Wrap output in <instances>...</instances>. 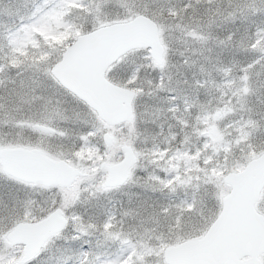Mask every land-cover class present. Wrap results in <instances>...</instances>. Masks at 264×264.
<instances>
[{"label": "rangeland", "instance_id": "rangeland-1", "mask_svg": "<svg viewBox=\"0 0 264 264\" xmlns=\"http://www.w3.org/2000/svg\"><path fill=\"white\" fill-rule=\"evenodd\" d=\"M45 3L52 6L47 8L49 4ZM169 4V0H0V148L38 147L47 155L64 159L83 171L68 187L45 186L10 176L0 163V176L6 177L4 181L0 179V264H12L18 260L23 248L22 244L9 245L4 234L18 221L37 220L57 206L63 208L69 224L51 236L27 264H49L52 259L49 254L61 251L58 248L61 241L78 236L85 241L89 236L92 245L103 250L115 241L121 252L127 249L119 261L106 258V264H145L150 257L167 264L163 259L165 245H159L160 241L151 233L152 222H156L153 210L161 205L152 204V193L164 190L171 194L172 191L182 193L186 190L191 196L184 202L188 212L184 215L185 228L175 232L172 242L202 233L219 212L221 198L230 188L223 180L224 174L239 169L250 157L264 150L263 109L259 105L264 101V96L259 93L264 88L263 37L259 39V51L249 48L255 56L250 62L252 81L248 83L243 79L234 91L236 96L227 97L229 102L219 106L213 95L204 97L217 106L206 115L200 130L207 129L205 144L208 146L209 139L212 135L217 136V129L223 127L224 119L229 116L225 106L238 103L231 114L238 115L239 119L244 116L245 122L238 124V137L233 140L241 142V147L236 151L230 149L232 127L228 125L224 126L229 128L226 130L228 140L216 143V150L213 148L208 152L206 149L207 158L217 155L219 149L223 150L218 158L225 162L234 159L225 166L230 168L204 169L202 188L193 181L198 169L187 168L183 173L161 175L166 166L162 164L164 156H157V146L162 142L181 141L175 136H168L166 141L160 139L164 132L167 134V129L176 126L175 114L169 110L177 106L168 109L165 100L178 99L187 107L209 112L211 109L203 110L209 107L205 99L195 100L193 97L196 94L204 96L200 94L201 87L208 82H217L213 71L209 72L214 63L211 62L209 46L215 45L218 49L223 41H228L224 36L229 39V34L213 32L210 22L216 17H207L201 3L195 2L196 7L184 18H177L178 9L173 8V4L169 7ZM247 4L248 7L254 6L255 1H241L236 8L231 7V11L246 8ZM137 13L147 14L158 24L164 45L163 61L157 63L147 47H136L107 70L109 79L135 90L133 121L120 126L110 125L64 88L50 69L61 57L65 46L78 34L92 30L100 23L126 19ZM218 39L220 41L216 44ZM202 44L206 49H202ZM214 65L219 69L225 66L216 62ZM240 76L244 78L243 74ZM209 77L212 80H208ZM249 97L253 98L250 109L246 104ZM37 123L48 124L55 130L43 132L36 127ZM182 125L186 126L185 123ZM104 131L113 134L115 148L102 146ZM187 136L190 133L184 135ZM124 143L133 146L138 161L122 185L106 187V172L100 170V161L113 162L122 158L121 145ZM250 147L257 151L250 153ZM114 200L116 207L109 211ZM256 207L264 214V187ZM182 209L179 208L180 212ZM104 213L112 215L102 224H96L99 215ZM84 253L83 258L87 252ZM261 259L264 264V253Z\"/></svg>", "mask_w": 264, "mask_h": 264}, {"label": "water", "instance_id": "water-1", "mask_svg": "<svg viewBox=\"0 0 264 264\" xmlns=\"http://www.w3.org/2000/svg\"><path fill=\"white\" fill-rule=\"evenodd\" d=\"M146 46L157 63L163 61L164 47L159 27L153 18L138 13L129 18L100 23L92 30L80 33L69 43L61 58L51 67V73L67 89L91 106L100 118L111 125L132 121L134 89L119 85L106 76V70L126 51ZM45 132L54 128L37 123ZM105 144L114 140L111 132L102 135ZM124 155L113 163L101 161L108 174L104 185L122 184L138 157L129 144H123ZM0 163L4 171L16 179L40 182L49 186L68 187L83 174L64 159L47 155L42 149L25 146L0 148ZM230 189L222 196L221 208L207 229L164 246L167 264H262L264 253V214L256 201L264 186V150L247 160L239 170L223 176ZM68 218L60 206L33 221H18L4 238L9 245L23 244L20 258L12 264L32 260L44 243L63 230Z\"/></svg>", "mask_w": 264, "mask_h": 264}, {"label": "trees", "instance_id": "trees-1", "mask_svg": "<svg viewBox=\"0 0 264 264\" xmlns=\"http://www.w3.org/2000/svg\"><path fill=\"white\" fill-rule=\"evenodd\" d=\"M169 1V7H171V4H173V8L178 9V12L176 13L177 18H184L185 16H188L190 11L196 7L194 6L195 2L201 3V6L207 13V17L210 16L211 19V16L216 17V20H214L215 22L213 20L210 22V25L213 26V32L215 34H229V39L224 36V40L228 41H223V43L218 46V49H215V45L214 47L209 46V54L212 55L211 62H216V64L223 63L225 65L223 69H219L214 65V63H210L211 68L209 69V72L213 71V75L216 77L214 78V81L217 82H208L207 85L201 87L200 94L204 96L196 94L193 97L195 100L205 99L209 107L203 110H211L209 112L198 111L193 107H187L185 103L178 102V99L168 104L167 102H165L166 108L168 109L170 108V106H177L175 109L172 108L171 110H169L171 113L175 114L176 126L174 128L167 129V134L164 132L163 136L160 139L166 141L168 139V136L169 138L175 136L177 138H181V141H178L177 143L168 142V144L162 142L157 146V156H164L162 164L166 166V169L161 172V175L163 177L167 176L171 172L183 173L187 168H190L194 171L198 169L197 174H194V177L192 175V177L193 181H195V184L201 186L202 188L204 187V183L201 181L203 179L202 175L204 169L216 168L219 170L218 167L221 166V168L226 170L230 168V166L226 168L225 166L228 163L234 162V159H229V161L227 162L219 159L218 155H222L223 153V150L221 149H219V153L221 154H212V157H206V149L208 152H211L213 148H215L216 150V143H221L224 140H228L226 130H228L229 128L225 129L224 126L230 125L232 127L231 137L233 143L230 145V149L236 151L238 147L242 146L240 145L241 142L235 143V141H233L238 137L236 133L238 124L241 122H245L244 116L240 117L239 119L238 115L232 116L231 114L232 110L237 109L236 105H239L238 103H232L228 107L225 106V109L229 116L224 119V122L222 124L223 127H219V129H217V136L212 135L211 139H209V146L205 144L206 138H201V135H204L207 129H205L204 131L200 130L203 127V122L205 121V117L207 114H211L213 109L220 104L229 102L227 97L236 96L234 91L237 89V85L241 84L243 79L248 83L252 81V75L250 73L252 67L250 62L251 58L255 56L251 53L249 48H255L258 49L257 51H259V39L264 37V3L261 2V0H259V2L254 0V6L248 7L247 4L246 8L244 7L243 9H240L238 11L235 9L231 11V7L236 8L241 1H245L247 3V0ZM48 4L49 3H45V5ZM51 6L52 5L49 4L47 8ZM259 12H262V14H259ZM200 16H203V14H201ZM261 32H263L262 35ZM215 41L217 44L220 40L218 39ZM215 41H212V43L214 44ZM255 44H258V47H255ZM208 45L211 44L208 43ZM202 49H206V46L203 44ZM247 64L249 65V68L246 67ZM235 65H238V67H235ZM241 74L244 75V78H242L241 76L239 77V75ZM247 77L249 79H245ZM208 80H212V78L209 77ZM262 87H264V84H262ZM259 93L264 96V88L259 91ZM211 95L214 96L213 99L215 101V104L217 101L219 102L217 106L208 99L204 98L210 97ZM252 103L253 98L249 97L246 103L249 109ZM259 105L263 109V116H261V120L264 122V101H260ZM259 105H257L256 108L259 109ZM214 117H216V115ZM183 123H185L186 126H183ZM186 129L189 132L186 131ZM186 133H190V136L184 137ZM246 143L248 142L246 141ZM91 144L92 142H90L89 146ZM256 148H259V145H257ZM255 151L257 150L251 148L250 153H254ZM199 173L201 175H199ZM0 179L4 181L6 177L0 176ZM183 191L185 193H183ZM167 193L166 191L161 190L156 193H152L151 198L153 205H155V203L161 204L160 206H157L156 210H153V212L156 214V222L154 224L152 222L153 231H151V233L158 241H160L159 245L163 246L172 242V238L175 232H178L179 230L185 228V223L187 222L184 215H186V213L188 212L185 208L184 202L186 203L188 196H190L188 195V192L186 190H182V193H180L179 191H172L171 194H169V192ZM114 204L115 200L112 201V205L109 207V211H113L115 209L116 206ZM181 207H183V209ZM179 208L182 209L183 212H180ZM165 213L167 215H165ZM111 215L112 213H109V215H107L106 213L99 215L98 219L96 220V224H102ZM85 238L88 241L83 240L80 236L72 238L70 240L61 241L58 246L59 249L61 248V251L58 254H49V256H52L49 264H106V258L108 260L119 261L123 256V253L127 250L125 249L124 252H121V249L118 247V242L116 241L110 243L107 249L103 250V248H100L98 245H92L93 241L89 236H86ZM63 251H66L64 252V255L62 253ZM84 252L87 253L86 257L83 258L85 254ZM15 254L16 253L14 252L13 255ZM100 261L101 263H99ZM125 264L134 263L127 262ZM145 264L163 263L162 260L156 261L153 257H150Z\"/></svg>", "mask_w": 264, "mask_h": 264}, {"label": "flooded vegetation", "instance_id": "flooded-vegetation-1", "mask_svg": "<svg viewBox=\"0 0 264 264\" xmlns=\"http://www.w3.org/2000/svg\"><path fill=\"white\" fill-rule=\"evenodd\" d=\"M69 91V90H68ZM70 92V91H69ZM72 93V92H71ZM73 94V93H72ZM74 95V94H73ZM76 96V95H75ZM77 97V96H76ZM80 99V98H79ZM83 101V100H82ZM175 101V100H174ZM174 101H169L167 98H166V100H165V102H167V104L168 103H171V102H174ZM88 105V104H87ZM89 106V105H88ZM93 109V108H92ZM132 109H133V107H132ZM94 110V109H93ZM133 121V120H132ZM131 122V121H130ZM124 123V122H123ZM120 124H122V123H119V124H116V126H120ZM54 132V131H53ZM206 134H207V130H206V132H205V134L204 135H201V138L202 139H205L206 137ZM103 142V141H102ZM115 140H113V142H112V144H110V145H107V144H105L104 142L102 143V146L103 147H111V148H115ZM126 144H129V145H131L130 143H126ZM122 146V145H121ZM132 146V145H131ZM133 147V146H132ZM121 159V158H120ZM119 159V160H120ZM119 160H117V161H119ZM102 161H106V162H108V163H111V162H109L108 160H106V159H103ZM117 161H113V162H117ZM101 162V161H100ZM100 170H103V171H105L106 172V174H107V172H108V170L106 169V168H101L100 167ZM129 175H130V172H129ZM128 178H129V176H128ZM128 178H127V180H128ZM120 185H122V184H117V185H113V186H106V187H119ZM64 211V210H63ZM45 216V215H44Z\"/></svg>", "mask_w": 264, "mask_h": 264}]
</instances>
